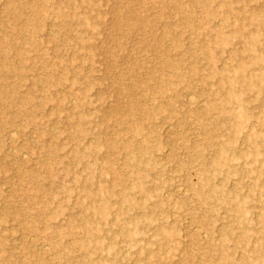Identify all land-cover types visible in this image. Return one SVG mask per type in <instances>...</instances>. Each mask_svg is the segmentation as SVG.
Segmentation results:
<instances>
[{"label":"rangeland","instance_id":"rangeland-1","mask_svg":"<svg viewBox=\"0 0 264 264\" xmlns=\"http://www.w3.org/2000/svg\"><path fill=\"white\" fill-rule=\"evenodd\" d=\"M90 263L264 264V0H0V264Z\"/></svg>","mask_w":264,"mask_h":264},{"label":"bare ground","instance_id":"bare-ground-1","mask_svg":"<svg viewBox=\"0 0 264 264\" xmlns=\"http://www.w3.org/2000/svg\"><path fill=\"white\" fill-rule=\"evenodd\" d=\"M196 100L193 97H189V99H188V101L190 103H196L197 102ZM134 132L136 134H138V135H141L143 137V140L141 141L140 144L137 145L139 147V151H137V152H133L132 150L129 151V156L127 157L126 161H127V163L132 165L133 169L137 172V173H135V174H137V178H143L146 175V173L144 171V170H146V168L142 167L141 165L137 164L136 162H137V160L139 158L146 157L147 154L150 151L149 150L148 140H147L148 139L147 137H149V133L147 131H145L143 129V127H140V126H137L136 128H134ZM11 135H13V134H11ZM126 146L129 148L130 147V143H126ZM222 150L223 149H219L218 148L217 152H218V154H220V157L218 155V157H217L218 159L217 160H219V161L215 160V163H220V160H221V157H222ZM222 162H224V161H222ZM225 167L227 169H230L229 168L230 164L228 162H225ZM114 180H116L119 184L123 183L122 176L120 174L115 173ZM136 182L137 183L133 184L134 189H137L138 191L143 193L144 196H142L143 198H142L141 202H136V201H132V200L129 199L130 200L129 203H130V205L132 207H136V206L142 207L143 205L146 206V203L150 200V198H152V196H149L147 194V191H146L144 185L142 184L141 179L136 181ZM197 187H199V186H197ZM217 190H218V188L214 187V191L216 192ZM100 191H102V189ZM202 192H203L202 188L199 187V188L196 189V194L197 195L198 194L199 195H203ZM106 193H109V192H106ZM174 195H176V196H185L186 197L187 194H186V191H183V189L177 188V189L174 190ZM122 196H123L122 197L123 200L128 199L129 198V193H124ZM224 200L226 201V198H224ZM232 209L234 211H236V212L239 211V209H240L239 203L235 202L234 205L232 206ZM146 219H147L145 221L146 224H152L153 221H154V217L150 216V215L147 216ZM131 222L133 223L134 226L138 223L137 221H135V219H131ZM157 234L159 236L163 237V238L171 237V235L167 231H165V229L163 227H158ZM123 235H125V237H127L128 239H133L132 235H130V237L127 236L128 234H123ZM87 261H91V260L87 259Z\"/></svg>","mask_w":264,"mask_h":264}]
</instances>
